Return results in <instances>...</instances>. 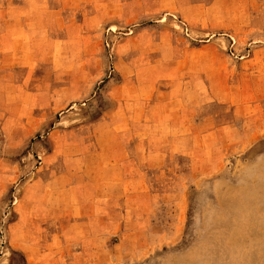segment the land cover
<instances>
[{"label": "rangeland", "instance_id": "1", "mask_svg": "<svg viewBox=\"0 0 264 264\" xmlns=\"http://www.w3.org/2000/svg\"><path fill=\"white\" fill-rule=\"evenodd\" d=\"M0 21V264H264V0Z\"/></svg>", "mask_w": 264, "mask_h": 264}, {"label": "crops", "instance_id": "2", "mask_svg": "<svg viewBox=\"0 0 264 264\" xmlns=\"http://www.w3.org/2000/svg\"><path fill=\"white\" fill-rule=\"evenodd\" d=\"M8 17H4V19L6 20ZM3 22H5V21H3ZM0 24H1V21H0Z\"/></svg>", "mask_w": 264, "mask_h": 264}]
</instances>
